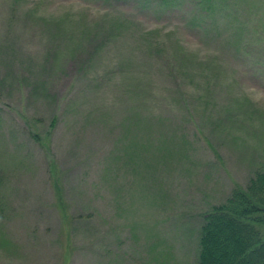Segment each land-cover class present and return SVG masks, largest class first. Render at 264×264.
<instances>
[{
  "label": "rangeland",
  "instance_id": "374dc122",
  "mask_svg": "<svg viewBox=\"0 0 264 264\" xmlns=\"http://www.w3.org/2000/svg\"><path fill=\"white\" fill-rule=\"evenodd\" d=\"M150 7L0 0V264H197L264 171V0L203 42Z\"/></svg>",
  "mask_w": 264,
  "mask_h": 264
},
{
  "label": "trees",
  "instance_id": "16d2710c",
  "mask_svg": "<svg viewBox=\"0 0 264 264\" xmlns=\"http://www.w3.org/2000/svg\"><path fill=\"white\" fill-rule=\"evenodd\" d=\"M139 1L155 11L176 12L199 42L217 34L224 19L237 17L236 0ZM203 218L197 264H264V171L247 186L233 187Z\"/></svg>",
  "mask_w": 264,
  "mask_h": 264
}]
</instances>
